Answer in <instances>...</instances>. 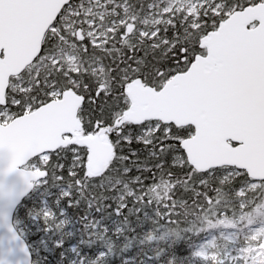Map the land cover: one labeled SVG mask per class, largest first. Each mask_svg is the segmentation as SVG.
<instances>
[{
	"label": "snow or ice",
	"instance_id": "1",
	"mask_svg": "<svg viewBox=\"0 0 264 264\" xmlns=\"http://www.w3.org/2000/svg\"><path fill=\"white\" fill-rule=\"evenodd\" d=\"M0 264H264V0H0Z\"/></svg>",
	"mask_w": 264,
	"mask_h": 264
}]
</instances>
